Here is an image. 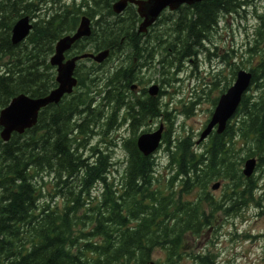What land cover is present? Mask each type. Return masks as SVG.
<instances>
[{"label":"trees","instance_id":"1","mask_svg":"<svg viewBox=\"0 0 264 264\" xmlns=\"http://www.w3.org/2000/svg\"><path fill=\"white\" fill-rule=\"evenodd\" d=\"M113 1L0 0V109L18 93L38 97L52 89L55 72L48 57L53 42L71 33L81 15L94 18L91 32L71 44V54L109 50L100 63L84 64L81 59L75 65L71 95L42 107L31 127L12 132L6 141L0 139V264H143L157 249L164 258L155 259V264H175L181 236L200 234L220 206L208 191L212 180H224L222 199L228 201L222 206L224 213L258 201V178L244 176L241 165L252 156L257 167L264 163V0L258 12L254 10L257 25L244 49L246 61L253 59L246 68L248 87L224 129L211 131L201 150L194 148L190 134L170 145L168 132H163L166 179L155 169V156L142 154L134 139L140 124L159 116L171 123L172 117L159 93L136 94L130 85L142 86L150 78L145 79L144 68L156 72L150 67L154 60L164 62L168 70H179L202 48L221 16L252 4L250 0L181 4L164 18L170 23L166 31L164 19L156 18L139 32L134 6L127 3L114 13ZM22 15L35 19L23 40L13 44L10 27ZM116 54L122 55L120 64L107 66L109 56ZM237 69L230 66L212 105ZM219 76H213L214 87L220 85ZM94 102L95 108L90 106ZM117 113L119 124L126 121L130 134L121 138L124 166L115 180L106 146L88 145V140L118 126ZM49 173L56 180L47 181L52 191L46 192L47 199L43 184ZM94 182L101 188L96 196L89 190ZM192 189L197 190L193 199L181 198ZM57 192L63 196L59 205L51 203ZM190 255L195 264H217L210 251Z\"/></svg>","mask_w":264,"mask_h":264},{"label":"rangeland","instance_id":"2","mask_svg":"<svg viewBox=\"0 0 264 264\" xmlns=\"http://www.w3.org/2000/svg\"><path fill=\"white\" fill-rule=\"evenodd\" d=\"M61 1L69 2V0ZM77 1L75 0V3ZM250 2L252 6H241L236 13L231 12L221 16L215 30L208 35V40H204L203 46L207 49L202 50L195 56H189L188 58L193 61H186L179 70L175 71L174 67L168 70L166 64L159 63V60H154L150 65L156 71L155 73L151 74L148 67L144 68L145 79L149 76L150 78L143 85L147 86L149 83L156 81L163 91L158 97L172 120L170 123L162 119V124L166 127L169 134L168 139L172 144L177 137L185 134H190L192 140L196 141L212 109V99L218 94L222 80L228 78L227 72L230 66L233 64L237 65L238 68H248L250 66L253 59L248 58V61H246L247 55L244 49L251 42L252 31L257 25L255 12H258L260 5H263V1L250 0ZM167 11L165 10L159 16V19L171 15ZM33 19L35 18L33 17ZM168 21L169 18L162 21L165 31L167 25H170ZM223 54H227V57L222 58L221 55ZM120 55L116 54L109 57L110 60L106 65L120 64ZM83 63L89 64L90 61L83 60ZM215 73L220 75L219 87H214L211 84ZM140 88H138L139 91ZM97 98L95 97L94 100L96 101ZM191 101L192 104H190ZM92 104H95V102ZM120 116L119 113L116 117L118 126H115L106 134H93L88 140V145L98 146L99 148L106 146L105 151L111 156L110 159L115 162V169H112L110 174L115 180L120 175L125 156L121 147V138L130 134L126 121L119 125ZM161 118V116L156 117L150 120L147 125L140 124L136 129V133L142 130L150 131V129H154ZM205 141L206 139H203L196 144L194 143V148L201 150ZM238 146L242 148V152L245 151L244 145L238 142ZM86 151H84V154H86ZM152 154L155 156L156 171L163 179L168 178L167 157L163 143ZM252 174L258 178L256 181L258 201L255 203L245 202L233 213L227 214L222 211L223 207L228 206V201L222 199L226 191L224 180L217 179L209 183L211 185L217 182L216 188L211 189L208 186V191L217 201H220V206L213 209L210 218L211 223L203 228L200 234L194 235L186 232L181 236L180 256L175 264H195L190 254H200L204 251L212 252L217 264H264V163L260 162L258 167L255 166ZM44 178L43 193L49 199L46 192L51 193L52 191L47 181L53 184L55 179L50 175ZM97 187L100 186L96 185L91 190V195H97ZM52 190L54 191V187H52ZM196 191V189H192L191 192L182 193L181 198L193 199ZM60 194L57 192L55 197H51L52 204L59 205L62 202L63 196ZM202 207L204 212L208 213L205 203L202 204ZM163 258L164 254L160 249H157L151 255L152 260L157 259L160 262L163 261Z\"/></svg>","mask_w":264,"mask_h":264},{"label":"water","instance_id":"3","mask_svg":"<svg viewBox=\"0 0 264 264\" xmlns=\"http://www.w3.org/2000/svg\"><path fill=\"white\" fill-rule=\"evenodd\" d=\"M129 1L136 5V12L141 17L138 23L137 30L144 31L146 26L151 24L157 17V12L161 7H168L174 9L180 3L190 4L198 0H118L112 3L111 7L114 12H119ZM80 25L72 34H67L59 38L57 42V53L54 59L51 57V62L58 64L55 68V81L58 84L57 88L50 89L44 96L31 97L25 93H18L11 97L8 103L0 109V134L1 137L7 138L11 132H22L25 128L32 126V123L37 117L38 110L49 103H56L59 96L75 84V77L72 75L73 63L71 60L60 63V51L63 47H69L70 44L77 39L81 34L87 33L89 27L88 18L80 17ZM30 28V23L26 16L20 17L12 25V39L16 40L18 37H24ZM106 51L102 50L96 53L84 52L80 57H91L93 60L99 62L106 56ZM58 56V57H57ZM250 73L244 69H238L235 73L233 82L219 94L217 100L210 113L208 121L203 129L200 131L197 141L203 139L214 127V131L219 133L224 129L227 119L232 115L237 106L241 93L246 89L249 83ZM150 95L156 93V85L152 84L147 89ZM161 126H158L154 131L139 134L136 137V146L143 154H149L158 144L160 138ZM254 158H246L243 161L242 173L245 176L250 175L254 167ZM217 183L211 187L214 188ZM145 264H152L147 262Z\"/></svg>","mask_w":264,"mask_h":264},{"label":"bare ground","instance_id":"4","mask_svg":"<svg viewBox=\"0 0 264 264\" xmlns=\"http://www.w3.org/2000/svg\"><path fill=\"white\" fill-rule=\"evenodd\" d=\"M115 1H118V0H114L113 2H115ZM112 2V3H113ZM112 3H111V5H112ZM133 5V4H132ZM126 6V5H125ZM124 6V7H125ZM124 7H123V9H124ZM135 8V7H134ZM122 9V10H123ZM122 10H120L119 12H121ZM166 9L165 8H163V7H161L160 9H159V11L157 12V18H160L159 16L160 15H162L163 14V12L165 11ZM135 11H136V8H135ZM118 12V13H119ZM167 12H169V11H167ZM137 13V12H136ZM170 13V12H169ZM23 16H27V15H22V16H20V17H23ZM257 16V15H256ZM20 17H18L17 19H19ZM16 19V20H17ZM93 19L94 18H89L88 19V21L89 22H92L93 21ZM156 19V18H155ZM15 20V21H16ZM33 20V17L32 18H29L28 17V21H29V23H30V28H31V21ZM141 21V19H139V21H138V23ZM155 21V20H154ZM138 23H137V26H138ZM13 25V24H12ZM79 25H80V20H78L77 21V23H76V25H75V27L73 28V30L74 31H76L77 29H78V27H79ZM137 29V28H136ZM146 30H147V28H146ZM138 31V30H137ZM214 31V30H213ZM90 32H91V28H89V27H87V33H84V34H81V35H79L78 37H77V40L78 39H81V38H84V37H87L89 34H90ZM140 32V31H139ZM143 32V31H142ZM10 41H11V43H13V44H16V43H18V42H20V41H22L23 40V38L20 36V37H18V38H16V40H13L12 39V27H10ZM204 40H208V37L206 38V39H204ZM204 40L202 41V44L204 43ZM58 44H57V42L56 41H54L53 42V47H52V52L50 53V58H49V60H48V63H49V65H51L52 67H54V68H57V66H58V64L57 63H55V62H51V57H53L52 58V60L54 59V57H55V54L57 53V46ZM70 48L69 47H63L62 48V50L59 52L60 53V59H59V62L60 63H64L65 61H69V60H71V62L73 63V65L74 64H77L78 62H80V56H79V54H71V52H70V50H69ZM206 50L207 48H205L204 46H202V48H198L197 49V51H196V54L195 55H197L198 53H200L202 50ZM103 50H105L106 51V54H107V56L109 55V50L107 49V48H104ZM208 51V50H207ZM118 56L120 55V54H117ZM58 57V56H57ZM109 57H111V56H109ZM221 57L223 58H226L227 57V54H223V55H221ZM122 58V55H120V59ZM189 58L187 57L186 58V60H184V63L186 62V61H193L192 59H189ZM159 63H162V62H160V61H158ZM164 63V62H163ZM227 63H229V61H227ZM165 64V63H164ZM230 64V63H229ZM233 66H237V65H235V64H233ZM238 67V66H237ZM181 68V67H180ZM54 86H52V89L53 88H57L58 87V84H57V82L55 81V79H54ZM75 83H76V78H75ZM226 89V88H225ZM73 91H74V88L73 87H71L70 88V90L69 91H66V92H63L60 96H59V98H58V100H57V102H59V100L61 99V98H63L64 96H66V95H71L72 93H73ZM140 92H142V93H147V90H146V88H144V87H141L140 88ZM239 100H240V97H239ZM239 100H238V102H239ZM96 104V103H95ZM190 104H192V101H191V103ZM238 104V103H237ZM90 106L91 107H93V108H95L96 107V105H94V104H90ZM164 106H165V104H164ZM236 108V107H235ZM235 110V109H234ZM234 112V111H233ZM36 118L37 117H35V120H34V122L32 123V125L35 123V121H36ZM164 118V117H163ZM163 118H161V120H160V126H162V129H163V131L164 132H168V131H166V127L164 126V124H162V119ZM163 120H165V119H163ZM167 120V119H166ZM165 120V121H166ZM1 128V127H0ZM1 131V130H0ZM148 132H150V131H146V130H142L141 132H138L139 134H144V133H148ZM10 134L11 133H9V135H8V137L7 138H3V137H1V134H0V139L2 140V141H6L8 138H9V136H10ZM126 138V137H125ZM203 139H206L207 140V138H203ZM170 143H171V141H170ZM205 143H206V141H205ZM204 143V144H205ZM134 144L136 145V141H135V139H134ZM172 144V143H171ZM124 151V150H123ZM125 153V152H124ZM114 164H115V162H114ZM123 166H124V163H123ZM123 168V167H122ZM47 175H50L52 178H54L53 177V174L52 173H49V174H47ZM56 180V179H55ZM98 186L99 184L98 183H96V182H94L93 183V185L90 187V191L92 190V189H94V187L95 186ZM97 194H100V191H101V188L99 187H97Z\"/></svg>","mask_w":264,"mask_h":264},{"label":"flooded vegetation","instance_id":"5","mask_svg":"<svg viewBox=\"0 0 264 264\" xmlns=\"http://www.w3.org/2000/svg\"><path fill=\"white\" fill-rule=\"evenodd\" d=\"M138 88H139V87H138V85H137V86H136V91H135L136 93L138 92ZM148 121H149V120H148Z\"/></svg>","mask_w":264,"mask_h":264}]
</instances>
